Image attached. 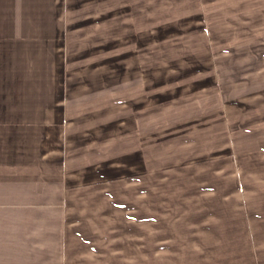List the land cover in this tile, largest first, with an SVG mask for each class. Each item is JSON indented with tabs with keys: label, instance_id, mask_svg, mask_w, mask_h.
<instances>
[{
	"label": "rangeland",
	"instance_id": "obj_1",
	"mask_svg": "<svg viewBox=\"0 0 264 264\" xmlns=\"http://www.w3.org/2000/svg\"><path fill=\"white\" fill-rule=\"evenodd\" d=\"M145 3L139 16L106 21L114 32L69 34L90 48L82 88L95 84L104 95L93 103L109 111L81 130L74 147L87 151L63 200L68 217L107 233L96 243L114 253L99 260L184 264L219 207L246 218L238 208L254 213L251 192L264 187V0Z\"/></svg>",
	"mask_w": 264,
	"mask_h": 264
},
{
	"label": "crops",
	"instance_id": "obj_2",
	"mask_svg": "<svg viewBox=\"0 0 264 264\" xmlns=\"http://www.w3.org/2000/svg\"><path fill=\"white\" fill-rule=\"evenodd\" d=\"M146 1L0 0V264H109L98 258L113 250L96 243L107 233L98 232L95 220L89 229L83 219L68 217L63 200L75 155L87 151L74 147L87 136L81 130L95 128L97 113L109 111L93 103L104 95L95 84L82 88L80 61L90 48L69 34L88 32L91 40L92 33L113 31L106 21L139 16ZM106 37V48L113 47L117 41ZM257 95L263 99L264 91ZM259 113L258 121L264 107ZM263 189L251 192L254 213L248 203L238 208L246 218L219 207L209 232L187 246L184 264H264Z\"/></svg>",
	"mask_w": 264,
	"mask_h": 264
}]
</instances>
